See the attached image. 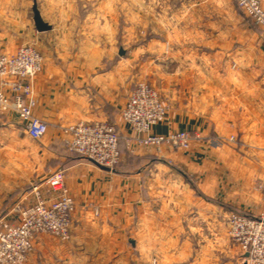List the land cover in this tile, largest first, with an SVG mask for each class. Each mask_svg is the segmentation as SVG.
I'll return each instance as SVG.
<instances>
[{"label": "crops", "instance_id": "crops-1", "mask_svg": "<svg viewBox=\"0 0 264 264\" xmlns=\"http://www.w3.org/2000/svg\"><path fill=\"white\" fill-rule=\"evenodd\" d=\"M10 1L0 0V53L13 55L33 39L27 43L43 57L42 71L31 83L33 114L48 129L32 140L15 115L0 113V219L9 213V203L24 194L17 192L26 172L37 183L63 170L74 204L71 234L88 245L86 251L94 245L100 263L216 264L202 256L211 252L201 244L202 223L222 235L231 214L264 213V34L246 40H145L151 53L159 42L164 50L160 83H152L168 112L152 132L188 131L199 139L189 150H129L124 141L134 134L120 117L129 94L121 88L127 73L104 68L115 41L108 40L107 48L106 40L80 39L69 24L51 26L41 15L51 29L38 32L31 18L33 29L28 26L26 32L25 10L21 23L15 14L11 17L18 21L10 24L11 13L3 5ZM211 1L189 0L190 16L181 19L212 27L217 20L210 9L202 19V5ZM224 9V23H231L232 6ZM50 31L52 40H44ZM157 57L147 59L151 70ZM102 121L114 124L120 134L121 163L112 171L77 159L63 134L67 126ZM69 246L39 236L34 253L40 262L32 260L33 253L28 264H42L52 253L58 255L52 264H71L74 250ZM225 249L229 254L220 264H245L239 247Z\"/></svg>", "mask_w": 264, "mask_h": 264}, {"label": "built area", "instance_id": "built-area-1", "mask_svg": "<svg viewBox=\"0 0 264 264\" xmlns=\"http://www.w3.org/2000/svg\"><path fill=\"white\" fill-rule=\"evenodd\" d=\"M234 2L264 34V0ZM42 68L43 57L33 45H23L13 55L0 53V112L15 115L32 140L41 139L48 129L47 124L33 114L36 102L31 83ZM167 112V105L154 88L144 82L135 84L120 111L122 122L134 134L126 139L127 148L159 150L165 146L172 150H189L199 137L188 131H173L166 135L152 132L154 126L166 120ZM63 134L68 150L83 159L109 171L120 162V134L114 124L79 122L65 127ZM73 210V199L66 187L63 170L54 171L31 184L28 192L0 219V264H26L39 236L49 235L61 242L68 241ZM229 234L246 255L245 264H264V213L258 216L231 214Z\"/></svg>", "mask_w": 264, "mask_h": 264}, {"label": "rangeland", "instance_id": "rangeland-1", "mask_svg": "<svg viewBox=\"0 0 264 264\" xmlns=\"http://www.w3.org/2000/svg\"><path fill=\"white\" fill-rule=\"evenodd\" d=\"M188 1L189 0H11L8 6L5 3L3 5L6 9L5 11L11 13L9 15V20H13L10 22L13 26L16 25L18 20L16 21L15 17H11V15L14 16L18 14L19 23H21V13L25 10L26 15L23 23L25 24L26 32L28 26L29 29H33L31 6L35 3L44 21L51 26L52 23L57 25L67 23L69 27L74 30V35L77 33L80 34L78 35L80 39L106 40L107 48L110 46L108 40H114L116 44L114 45V55H107L104 68L120 67L122 70L126 71L127 78L121 88L123 90L128 89V93L135 84L144 82L154 88L161 97V100H164L163 102L166 103V100L157 88L158 86H153L152 83V81L157 82V84L160 83L162 60H160L161 58L159 56L161 53L164 54V50L160 47L159 42V45L153 47L151 53L150 50L145 49V40H229L228 37H231L232 40H246L250 34L259 35L262 33L261 30L236 7L234 0H215L211 1L210 5H202L206 13L202 19H207L209 13H207L206 10L210 9V16L215 18L217 22L210 28L203 26L202 22L199 27H196V25L193 26L192 20L187 19L184 21V19H181L189 18L190 16V13L187 14V8L190 6ZM21 2H23L24 5L21 4ZM225 4L227 7L232 6L231 23L228 20L224 23ZM214 10L216 13H213ZM184 12H186L185 16ZM46 36L44 40H52V31ZM32 40L33 39L30 38L26 40L24 44H32ZM120 50L123 52L122 55L119 54ZM151 54L155 57H159L153 62L154 70H151L149 65L150 61L147 60ZM120 62L121 65L119 66ZM172 69L175 70L176 67L174 66ZM125 141L124 144L126 146ZM120 163L121 162H119V164ZM24 176V187L20 185L22 189H19L17 193H21L22 191L27 193L29 186L33 184L34 176L32 174L26 172ZM19 183L21 184V182ZM17 201L18 199L9 203V210L12 209ZM223 223L225 224V226H223L225 228L223 229L224 233L222 232V235L220 233L212 234L208 222L202 223L201 226V244L211 250L210 254H208V252H202V256L206 259L215 261L216 264H220L226 255L228 256L229 253L225 249L226 247H233L236 249L238 247L229 234V219L225 218ZM44 236L53 238L49 235ZM195 239L197 238L195 237ZM80 241H83V239ZM59 242L61 245H70L69 247L73 248L74 252L71 264H102V261L100 263V260L97 259L95 249L92 248L94 245L90 247L91 250L86 251V248L89 249V247H87L88 245L77 242L72 234H70L68 241ZM33 253L34 249L29 254L26 264L30 262L29 257ZM53 254L55 253L48 256V259H43L42 264H52V261L58 259V255L55 256ZM34 257L40 262L37 254L34 253L32 260ZM122 257L123 260L128 259L126 255H122Z\"/></svg>", "mask_w": 264, "mask_h": 264}, {"label": "water", "instance_id": "water-1", "mask_svg": "<svg viewBox=\"0 0 264 264\" xmlns=\"http://www.w3.org/2000/svg\"><path fill=\"white\" fill-rule=\"evenodd\" d=\"M32 13H33L32 19H33L34 27L38 32H46V31H49L51 29L50 26L48 24H46L45 22H43V20L41 19L35 3L32 6ZM119 54L120 55L123 54L122 50L119 51ZM93 164H95V163H93ZM95 165L98 166L97 164H95ZM99 167H101V166H99ZM102 168L107 169L104 167H102ZM244 256L246 257V255H244Z\"/></svg>", "mask_w": 264, "mask_h": 264}, {"label": "trees", "instance_id": "trees-1", "mask_svg": "<svg viewBox=\"0 0 264 264\" xmlns=\"http://www.w3.org/2000/svg\"><path fill=\"white\" fill-rule=\"evenodd\" d=\"M71 154H73L77 159H83L80 155L70 152ZM119 165V163L113 168V170H115L117 168V166Z\"/></svg>", "mask_w": 264, "mask_h": 264}]
</instances>
